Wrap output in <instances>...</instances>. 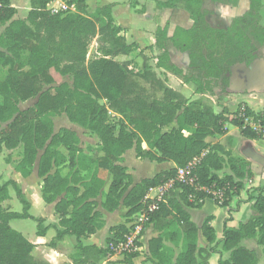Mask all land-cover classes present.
Here are the masks:
<instances>
[{"label": "trees", "instance_id": "obj_1", "mask_svg": "<svg viewBox=\"0 0 264 264\" xmlns=\"http://www.w3.org/2000/svg\"><path fill=\"white\" fill-rule=\"evenodd\" d=\"M13 1L0 0V27L4 28L0 34V68H7L6 78L0 81V154L4 150H22L15 171L23 178L30 177L38 163L43 200L56 203V212L61 217L59 225L63 230H57V239L73 236L81 248L82 238L104 227L97 202L102 193L107 211L113 212L122 206L127 209L125 218L133 221L145 208L150 189L176 180L178 169L198 158L194 175L202 186L225 189L226 201L222 207H228L245 189V179L253 176L248 164L231 157L219 144L212 146L207 142L209 137L226 134L227 112L216 114L200 101L189 104L152 72L136 74L128 63L117 62L118 57L130 56L137 47L126 43L122 30L114 22L111 5L90 11L86 0H73L81 6L80 13L62 15L47 10L50 0H36L26 20H21L15 19L17 11ZM206 1L230 2L174 0L159 4L161 7L182 5L190 13L194 26L190 30L178 27L171 38L167 27L158 28L157 47L163 51L158 67L182 77L197 94L215 93V89L229 94L232 68L264 59L263 0H250L249 10L237 16L226 29L214 28L208 23ZM94 40L102 56L89 60V48ZM171 50L176 55L188 56L187 74L174 64ZM52 70L66 80L56 85ZM158 92L163 93L162 97L156 96ZM35 98L38 100L34 106L21 108ZM110 112L123 119L112 122ZM63 115L99 139L98 152H85L77 133L71 129L55 132L53 118ZM248 117L259 122L260 134L245 126L244 120ZM231 123L249 139H264V112L256 114L243 104ZM170 125L175 127L165 132L164 128ZM187 129L191 130L189 135L184 133ZM132 149L139 159L172 161L176 168L133 185L128 169L121 165L124 154ZM205 151L207 154L201 157ZM64 167L69 169L66 175L61 173ZM224 168L230 172L220 174ZM100 171L107 172L109 182L100 177ZM10 188L14 189L24 210L31 207L15 181L0 185V264H35L31 255L34 245L10 223L16 219L34 220L39 237L45 236L49 227H45L43 219H36L27 211L17 213L3 208L2 204L11 199ZM173 188L159 209L150 215L147 224H161V234L149 242L152 262L207 264L216 249H200L198 240L202 233L208 244L217 243L211 226L213 218H207L199 229L184 207L199 209L205 199H213L197 192L191 201L190 187L175 182ZM249 193L256 216L238 228H228L229 220H226L222 243L230 257L221 259L219 264H259L257 252L244 245L246 240H257L264 254V187ZM172 226L177 229L162 233ZM110 231L114 238L108 244L116 246L125 241L129 229L119 225ZM168 241L181 249L175 262L173 249L165 244ZM97 251L113 254L110 247ZM203 254L206 256L202 257ZM138 255L139 252L127 253L122 263L133 264Z\"/></svg>", "mask_w": 264, "mask_h": 264}, {"label": "crops", "instance_id": "obj_2", "mask_svg": "<svg viewBox=\"0 0 264 264\" xmlns=\"http://www.w3.org/2000/svg\"><path fill=\"white\" fill-rule=\"evenodd\" d=\"M174 0H86V5L88 6L90 11H94L98 8H102L104 6L111 5L112 6V16L116 26H118L122 30V35L126 39V43L128 45H135L139 52H142L143 55L147 56L153 53L154 55L160 56L163 54V51L157 47L156 33L158 28L168 29V38H171L175 32V30L179 28H183L185 30H190L194 26V21L190 15V13L184 9V7L180 4L172 7H161L159 4L169 3ZM212 5L216 8L227 7V5L220 3H212L210 1H206L204 4V9L207 10V6ZM264 5V0H263ZM250 8V0H246L245 7L239 11L238 16L244 15ZM262 15L264 17V6L262 9ZM216 23H219L220 15L217 14ZM211 14H209L207 21L214 28H228L229 23H225V25L213 26L211 24ZM98 45V44H97ZM161 54L159 55V52ZM172 53V61L175 65H177L180 69L184 71V75L187 74V67L189 64V59L186 54L176 55ZM121 57V56H120ZM128 57V56H124ZM155 61V59H153ZM117 61V60H116ZM157 64L156 67L162 71L163 73L169 74L162 67H158V58L156 59ZM118 62V61H117ZM120 63V62H119ZM131 70V68H130ZM151 72H154L153 70ZM171 74V73H170ZM173 75V74H172ZM175 76V75H174ZM183 80L184 84H188L184 81L182 77H178ZM176 93L181 92L174 90L169 87ZM215 93H205V94H197L199 96H206L210 94L215 97H219L220 91L215 89ZM231 94H242V100L244 104H246L254 113H263L264 112V90L258 92H244L239 89L238 84L230 83V93ZM187 99V98H186ZM199 99V98H198ZM198 100H193L192 102H197ZM200 101V100H199ZM189 103V102H188ZM25 104V103H24ZM22 104V105H24ZM21 105V108H22ZM27 105V104H26ZM240 106V105H239ZM239 106L235 111L229 109L227 105H225L221 110L217 111L214 109L212 105L213 111L218 114L223 111L227 112L226 116L229 118V121L225 125L226 134L217 137H209L207 142L212 146L219 144L226 153L230 154L231 157L235 159L243 160L248 164L249 169L252 172L251 178H246L244 181L245 189L240 193L239 196H235L230 202L228 207H222L216 204L211 199H205L202 206L199 209H193L189 207H184L189 215L191 216V220L194 224L201 229L203 224L205 223L207 218L212 217L211 226L215 230L217 243L214 245H210L205 240L202 233L199 235L198 247L200 249H205L209 251L211 248L216 249V253L211 254L207 259V264H219V261L226 260L230 257V252H226L223 250V239H224V227L226 220L228 228H238L240 224L248 223L252 218L256 216V212L253 209L254 201H249V191H252L254 188L264 187V139L263 137H259L258 139H249L243 136L239 130V128L231 123V120L234 119L235 113L239 109ZM27 107V106H26ZM226 107V108H225ZM29 108V107H27ZM23 108V109H27ZM64 116V115H63ZM65 117V116H64ZM246 119V118H245ZM245 121V120H244ZM245 126H249L254 131L260 134V127L256 124L248 125L247 121L244 122ZM172 126L171 129L175 127ZM169 127V126H168ZM81 128V127H80ZM76 132L74 128H69ZM82 129V128H81ZM170 129V130H171ZM169 131V130H167ZM166 132V131H165ZM77 133V132H76ZM185 135L186 131H184ZM78 135V134H77ZM264 135V134H263ZM79 137V136H78ZM144 149H148L144 144ZM13 151H9L8 153H12ZM208 151L203 153V156L207 154ZM250 152H254L260 155L263 158V163L257 162L247 156ZM128 155L134 156L136 159V153L134 149L127 151L123 156V162L121 165L128 169V173L132 176L133 185L140 183L142 180L146 178L134 179L133 171L131 167L127 165V157ZM141 161H148L151 164H157L162 170L155 169L154 177L158 173L166 170H170L176 168V165L172 161H150L148 159H139ZM38 163L35 165L33 173L28 178H23L18 172L14 173L13 181L17 183V185L22 189L26 199L31 204V210L34 209L35 204L30 200L28 196V191L24 187V184L28 186L29 181L34 179L35 174H37ZM105 171H100V177H102V173ZM230 171L227 168H224L220 174L229 173ZM107 173V172H106ZM150 177V178H152ZM103 178V177H102ZM40 183L41 179L38 177ZM110 177L106 179L109 182ZM38 195L41 194V185L38 187ZM11 195V193H10ZM12 197V195H11ZM38 196L36 197V199ZM40 199V198H38ZM105 201V194L102 193L98 198L97 202L99 204L98 211L103 215V220L105 222L104 227L101 230H98L96 233L84 237L81 239L82 247H78V243L75 237L70 235H64L62 238L57 239V230H63L60 227L59 223L61 221V217L56 212V203H46L43 200V215L37 216L30 213L36 219H43L45 227H49L47 233L43 237L37 236V231L32 234L30 238H27L26 235L23 236L34 245V250L32 251V258L34 259L35 264H123L124 255L121 251H116L113 245L108 244L109 239H113L114 235L110 231L112 227H116L119 225H125L128 229H131L132 222L131 218L126 219L125 214L127 213V209L124 207H120L119 209L109 212L103 207V203ZM30 220V219H28ZM34 221V220H33ZM218 224L221 226L218 227ZM161 224H151L145 227V230L140 234L138 241L140 243L139 255L133 260V264H154L152 262V257L149 250V242L153 238L158 237L161 234ZM177 229L176 226H172L170 229L162 231L171 232ZM167 246L173 249L175 256L172 259L175 262L176 257L180 253L181 249L175 247L174 243L168 241L165 243ZM244 245L253 251L258 252L256 249L258 247L262 248L258 245L257 240L251 239L244 241ZM111 248L113 254H100L98 250ZM95 248V249H94ZM263 249V248H262ZM263 253V250H262ZM258 254V253H257ZM206 256L205 254L202 257ZM259 256V254H258ZM264 257V254H263ZM260 263H262L261 256H259ZM200 262L202 261L199 258Z\"/></svg>", "mask_w": 264, "mask_h": 264}, {"label": "rangeland", "instance_id": "obj_3", "mask_svg": "<svg viewBox=\"0 0 264 264\" xmlns=\"http://www.w3.org/2000/svg\"><path fill=\"white\" fill-rule=\"evenodd\" d=\"M72 2L73 0H65V1L52 0L49 6H47V10L48 11L52 10L53 12H56V10H58L59 14H62V15H72V14L80 13L81 6L78 5L76 2L74 4V9H70V7L73 5ZM12 6L17 11L15 19L26 20L29 12L36 6V0H17V1L15 0L12 2ZM217 9L218 8L212 5L207 6V11L209 12V14H211V17H212L211 24H213V26L220 27L222 24L225 25L226 22L222 19L219 21V23H216V19L218 17L217 14H219L217 12ZM3 30L4 28L0 27V34L3 32ZM158 52L160 55L161 52L160 51ZM101 56L102 55L100 54L98 50L97 42L95 40L92 41L90 48H89L88 59L94 60ZM160 56L157 57V55H154L153 53L145 56L143 55L142 52H139V50H136L134 53H132L128 57L121 56V57H118L116 60L120 63H128L129 68H131L132 72L136 74L142 75L145 72H151L153 70L154 72L152 73L156 75L157 79L161 80L162 83L167 88L171 87L174 90L181 92L184 95V97L187 98V101L189 102V104L194 103L192 101L196 99L198 101L200 100V102H202L204 106H208L212 108V105H213L214 109L217 111L221 110L225 105H227L229 109L232 111H235L239 105L240 107L243 106L244 103L241 102L242 94H235V95L234 94H231V95L220 94L218 98L210 94H207L206 96H203V97L199 95H195L194 87L191 84H184L183 80L178 78V76H174L170 73L167 75L166 73H163L164 71L156 67V64H157L156 59L159 58ZM25 57H27V54H25ZM153 59H155V61ZM51 75L53 76L56 85H59L66 80L54 70L51 71ZM6 76H7V68L6 69L0 68V81H3L6 78ZM162 95H163L162 92H158L156 94L158 98L162 97ZM37 100L38 98H35V99H32L26 102L24 105H22V109L34 106ZM100 101L104 104H108L106 100H100ZM241 110L244 112V108ZM121 119H123L121 115L110 112V120L112 122H117ZM53 120L55 124V132H58L61 128H68V127L74 128L80 138V147L85 152H88L90 150L92 151V153L98 152L99 139L97 137L81 129L79 126L70 123L66 116L65 117L56 116L53 118ZM245 121H247L248 125L256 124L258 127H260L259 122L255 121L254 118L248 117L245 119ZM171 128L172 126L166 127L164 128V131L170 130ZM190 132H191L190 129L186 130V134H189ZM8 152H9L8 150H4L3 153L0 154V185L6 184L7 182L11 180L13 181L14 173L16 172L15 164L20 159L22 150L18 149V150L13 151L12 153H8ZM127 165L131 167L132 169H134L133 171L134 179L150 178L154 175L153 173L155 169H159V170L163 169V168H160L159 165L157 164H151L148 161L143 162L139 159H136L132 155H128ZM68 171L69 169L67 167H64L61 169L62 175H66ZM102 177L107 179L108 174L104 172L102 173ZM26 183H28V181ZM25 184H24V187L28 191V196L30 197V200L34 202L35 204L34 209L31 210V207H29L24 210V206L18 201L16 193L14 189L12 188H10V193L12 195L11 199L4 202L2 204V207L12 212L23 213L27 211L34 215L42 216L44 213L43 212V206H44L43 200L41 198V194L38 195V192H37L38 187L40 185L42 187V181L40 183L37 174H35L34 179H32V181H29L28 186H26ZM173 190L174 188L172 187V189H170L167 194H171ZM37 196L40 199L38 198L36 199ZM10 224L13 229L22 232L24 235H26L27 238H30L31 236H33L32 234H34L37 231V222L31 219L30 220L16 219V220H13ZM220 226L221 225L218 224V227ZM256 250L258 251L257 253L259 254V256H261V259H262L261 264H264L262 248L258 247Z\"/></svg>", "mask_w": 264, "mask_h": 264}, {"label": "built area", "instance_id": "obj_4", "mask_svg": "<svg viewBox=\"0 0 264 264\" xmlns=\"http://www.w3.org/2000/svg\"><path fill=\"white\" fill-rule=\"evenodd\" d=\"M52 0L47 4L51 3ZM61 1V0H60ZM65 1V0H62ZM70 9H74L75 2H72ZM52 10H50L51 12ZM59 14L58 10L56 12L52 11V14ZM200 159H195L191 164L185 168L178 169V174L176 180L171 181L163 186L152 188L149 190L147 196L145 197V208L135 216L132 227L129 229L128 234L125 236V241L118 242L116 246H113L116 251H121L122 254L136 253L139 251L140 247L138 246V238L140 234L145 230V227L150 222V215L156 212L159 209V205L164 201L167 193L172 187H174L175 182L180 185L188 186L193 190V193L189 195V199L193 201L195 199V193L202 192L207 196L211 197L213 201L219 206H223L226 201L225 189L213 187L209 188L206 186L200 185L197 177L194 175V170ZM170 188V189H169Z\"/></svg>", "mask_w": 264, "mask_h": 264}, {"label": "water", "instance_id": "obj_5", "mask_svg": "<svg viewBox=\"0 0 264 264\" xmlns=\"http://www.w3.org/2000/svg\"><path fill=\"white\" fill-rule=\"evenodd\" d=\"M230 83L238 84L244 92H258L264 90V60H256L249 66L245 63L234 66L231 70ZM247 156L257 162L263 163V158L250 152Z\"/></svg>", "mask_w": 264, "mask_h": 264}, {"label": "clouds", "instance_id": "obj_6", "mask_svg": "<svg viewBox=\"0 0 264 264\" xmlns=\"http://www.w3.org/2000/svg\"><path fill=\"white\" fill-rule=\"evenodd\" d=\"M246 0H230L227 7L218 8L220 18L226 23H231L237 18L239 11L245 7Z\"/></svg>", "mask_w": 264, "mask_h": 264}, {"label": "flooded vegetation", "instance_id": "obj_7", "mask_svg": "<svg viewBox=\"0 0 264 264\" xmlns=\"http://www.w3.org/2000/svg\"><path fill=\"white\" fill-rule=\"evenodd\" d=\"M224 5H228V4H224Z\"/></svg>", "mask_w": 264, "mask_h": 264}]
</instances>
